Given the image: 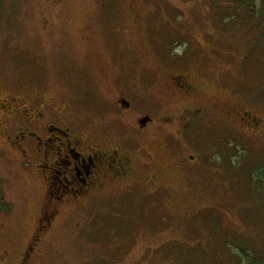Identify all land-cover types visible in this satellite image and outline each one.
Here are the masks:
<instances>
[{
	"label": "rangeland",
	"instance_id": "374dc122",
	"mask_svg": "<svg viewBox=\"0 0 264 264\" xmlns=\"http://www.w3.org/2000/svg\"><path fill=\"white\" fill-rule=\"evenodd\" d=\"M170 74L202 94L174 96ZM38 92L116 138L157 118L139 169L159 176L62 206L41 235L45 187L0 136V264H264V130L219 106L264 118V0H0V96ZM185 105L192 121L158 122Z\"/></svg>",
	"mask_w": 264,
	"mask_h": 264
},
{
	"label": "flooded vegetation",
	"instance_id": "af4514ba",
	"mask_svg": "<svg viewBox=\"0 0 264 264\" xmlns=\"http://www.w3.org/2000/svg\"><path fill=\"white\" fill-rule=\"evenodd\" d=\"M169 83L174 96L191 100L202 94L200 85L188 75L170 74ZM122 101L127 100H117V107L123 111L130 110V103L126 108ZM219 104L229 122H240L246 132L259 134L258 131L264 130V118L244 106L239 108L229 101ZM0 110L3 111L0 112V136L4 143L46 190L43 197L45 210L40 214L36 227L41 235L57 222L62 206L97 197L102 199L118 187L131 190L143 183L156 188L158 173L150 172V178H147L145 174L141 176L139 169L145 165L141 157H146L143 156L146 150L140 137L148 134L157 120L149 114L136 120L139 127H135L136 135L130 141L121 136L116 138L103 125L86 124L70 104L52 93L38 92L32 100L0 96ZM198 112L199 108L185 105L174 113L162 114L158 122L165 125L190 122ZM184 113L189 119H181ZM177 114L180 116L178 119L175 117ZM144 117H149L151 121L142 128L139 121ZM129 141L139 148L133 150ZM194 160L195 157H191L189 162L195 163ZM32 249L33 244L29 247V250ZM26 255L23 261L30 259L29 254Z\"/></svg>",
	"mask_w": 264,
	"mask_h": 264
},
{
	"label": "trees",
	"instance_id": "16d2710c",
	"mask_svg": "<svg viewBox=\"0 0 264 264\" xmlns=\"http://www.w3.org/2000/svg\"><path fill=\"white\" fill-rule=\"evenodd\" d=\"M255 0H238V4L244 8H248L252 7V4H254ZM256 185L264 188V176H259L256 178L255 177V181ZM38 235L36 236L37 239Z\"/></svg>",
	"mask_w": 264,
	"mask_h": 264
},
{
	"label": "water",
	"instance_id": "95a60500",
	"mask_svg": "<svg viewBox=\"0 0 264 264\" xmlns=\"http://www.w3.org/2000/svg\"><path fill=\"white\" fill-rule=\"evenodd\" d=\"M121 104L126 108L129 107V102H127V101H122ZM150 121L151 120L149 117H144V118L140 119V121H139L140 127H142V128L145 127Z\"/></svg>",
	"mask_w": 264,
	"mask_h": 264
}]
</instances>
